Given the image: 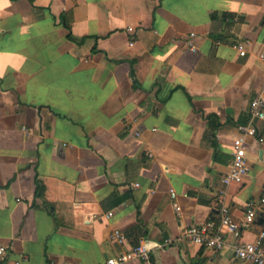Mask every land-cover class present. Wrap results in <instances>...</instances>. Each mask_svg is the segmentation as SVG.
Returning <instances> with one entry per match:
<instances>
[{
    "label": "crops",
    "instance_id": "0c3cea01",
    "mask_svg": "<svg viewBox=\"0 0 264 264\" xmlns=\"http://www.w3.org/2000/svg\"><path fill=\"white\" fill-rule=\"evenodd\" d=\"M263 43L264 0H0V264H100L141 241L152 264H237L157 245L221 203L241 222L254 202L242 241L264 229V122L242 182L221 181L264 91Z\"/></svg>",
    "mask_w": 264,
    "mask_h": 264
},
{
    "label": "built area",
    "instance_id": "2783aa9c",
    "mask_svg": "<svg viewBox=\"0 0 264 264\" xmlns=\"http://www.w3.org/2000/svg\"><path fill=\"white\" fill-rule=\"evenodd\" d=\"M127 31L132 32V27H127ZM194 32H190L185 40L189 49L194 50L195 44L192 38ZM133 45V41L129 43ZM248 40H236L232 43V47L237 51L238 55L245 56L250 45ZM258 57L264 61V43ZM257 121L264 122V91L257 93L251 100L249 117L244 123L237 126V135L232 139V152L228 172L222 176L221 181L225 188L231 183H240L246 176L248 171L245 143L248 138H256L259 141L263 140L260 134V129L257 126ZM149 155H151L149 153ZM225 189L220 190V194H224ZM171 204L175 212L180 214V205L177 200L178 194L174 189H169ZM260 202L264 204V197L260 198ZM257 209L253 201L247 204L241 222L234 220L231 211L227 204L221 203L219 207V220L208 221L203 225H190L182 228L180 234L175 239L164 240L157 247L164 248L170 243L177 240H185L190 243L197 244L207 249L217 251H230L232 254V262L237 264H264V229H261L253 241H242L240 234L242 229H247L253 225L256 217ZM112 213H107L110 216ZM232 236V239L228 237ZM109 239L111 242L122 245L125 241L124 235L119 229H114ZM3 252V247L0 246V253ZM151 248L141 241L138 245L129 250L121 251L117 255L107 257L100 264H123L135 259H140L146 264H152L150 260ZM15 264H19L17 261Z\"/></svg>",
    "mask_w": 264,
    "mask_h": 264
},
{
    "label": "trees",
    "instance_id": "16d2710c",
    "mask_svg": "<svg viewBox=\"0 0 264 264\" xmlns=\"http://www.w3.org/2000/svg\"><path fill=\"white\" fill-rule=\"evenodd\" d=\"M63 22H64V16H63ZM64 25L66 26V28L69 30L70 29V26H69V24H67V23H64Z\"/></svg>",
    "mask_w": 264,
    "mask_h": 264
},
{
    "label": "clouds",
    "instance_id": "9594fccd",
    "mask_svg": "<svg viewBox=\"0 0 264 264\" xmlns=\"http://www.w3.org/2000/svg\"><path fill=\"white\" fill-rule=\"evenodd\" d=\"M5 2H6V0H5Z\"/></svg>",
    "mask_w": 264,
    "mask_h": 264
}]
</instances>
